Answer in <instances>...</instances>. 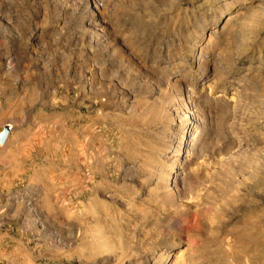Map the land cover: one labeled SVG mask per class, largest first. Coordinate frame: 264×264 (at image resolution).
I'll return each mask as SVG.
<instances>
[{"label":"rangeland","instance_id":"obj_1","mask_svg":"<svg viewBox=\"0 0 264 264\" xmlns=\"http://www.w3.org/2000/svg\"><path fill=\"white\" fill-rule=\"evenodd\" d=\"M4 128L0 264H264V0H0Z\"/></svg>","mask_w":264,"mask_h":264},{"label":"water","instance_id":"obj_2","mask_svg":"<svg viewBox=\"0 0 264 264\" xmlns=\"http://www.w3.org/2000/svg\"><path fill=\"white\" fill-rule=\"evenodd\" d=\"M8 133H9V130L7 128H4V130L0 133V144L4 143Z\"/></svg>","mask_w":264,"mask_h":264},{"label":"bare ground","instance_id":"obj_3","mask_svg":"<svg viewBox=\"0 0 264 264\" xmlns=\"http://www.w3.org/2000/svg\"><path fill=\"white\" fill-rule=\"evenodd\" d=\"M182 251L180 252H177V256L176 257H179L181 255Z\"/></svg>","mask_w":264,"mask_h":264}]
</instances>
